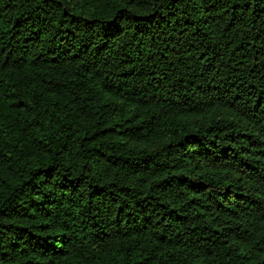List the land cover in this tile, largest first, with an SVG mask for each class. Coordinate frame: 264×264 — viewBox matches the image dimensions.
<instances>
[{
  "label": "trees",
  "instance_id": "obj_1",
  "mask_svg": "<svg viewBox=\"0 0 264 264\" xmlns=\"http://www.w3.org/2000/svg\"><path fill=\"white\" fill-rule=\"evenodd\" d=\"M0 264H264V0H0Z\"/></svg>",
  "mask_w": 264,
  "mask_h": 264
}]
</instances>
